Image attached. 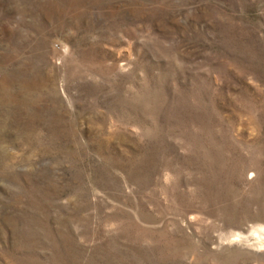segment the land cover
<instances>
[{
    "label": "rangeland",
    "instance_id": "rangeland-1",
    "mask_svg": "<svg viewBox=\"0 0 264 264\" xmlns=\"http://www.w3.org/2000/svg\"><path fill=\"white\" fill-rule=\"evenodd\" d=\"M0 264H264V0H0Z\"/></svg>",
    "mask_w": 264,
    "mask_h": 264
}]
</instances>
